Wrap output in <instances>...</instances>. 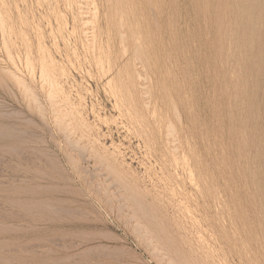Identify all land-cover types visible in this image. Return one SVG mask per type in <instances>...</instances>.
<instances>
[{"label": "rangeland", "instance_id": "obj_1", "mask_svg": "<svg viewBox=\"0 0 264 264\" xmlns=\"http://www.w3.org/2000/svg\"><path fill=\"white\" fill-rule=\"evenodd\" d=\"M193 1L0 0V264H264V11Z\"/></svg>", "mask_w": 264, "mask_h": 264}, {"label": "bare ground", "instance_id": "obj_2", "mask_svg": "<svg viewBox=\"0 0 264 264\" xmlns=\"http://www.w3.org/2000/svg\"><path fill=\"white\" fill-rule=\"evenodd\" d=\"M188 1V0H187ZM190 3H191V0H189ZM196 1V0H194ZM193 1V2H194ZM208 1V0H207ZM212 1V0H211ZM216 1V0H215ZM230 1V0H228ZM234 1V6L235 9L238 11V12H241L243 14V16L245 17L246 21L250 22L251 19H252V16L253 14L255 15V13H258L260 11H264V0H233ZM232 1V2H233ZM199 2V0H198ZM206 2V1H205ZM185 3V2H184ZM196 3V2H195ZM208 3V2H207ZM184 6V5H183ZM232 7V6H231ZM182 8V7H180ZM187 9V7H186ZM200 9V8H199ZM244 9H249L247 10V12H243ZM185 11V10H184ZM212 11V10H211ZM208 12V11H207ZM206 12V13H207ZM185 13V12H184ZM188 13V12H187ZM190 13V12H189ZM188 13V14H189ZM193 13V12H192ZM213 13V12H211ZM215 13V12H214ZM235 13V12H234ZM261 13V12H260ZM195 14V13H194ZM205 15V13H203ZM227 14V13H226ZM239 14V13H238ZM211 15V14H210ZM261 15H264V14H259V17L261 18ZM197 16V15H195ZM191 17V16H190ZM211 17V16H210ZM243 17V18H244ZM207 19V18H206ZM238 19V18H237ZM197 20V19H196ZM260 21V19H257ZM262 27L260 29H257L255 31V35L256 37L258 38V40H256V44L255 46L259 47L260 49H264V40H262L264 38V18L262 19ZM240 21V20H239ZM244 21V19H243ZM242 21H240L241 23ZM245 23V22H244ZM253 23V22H251ZM237 25V24H236ZM244 25V24H243ZM237 27V26H236Z\"/></svg>", "mask_w": 264, "mask_h": 264}]
</instances>
